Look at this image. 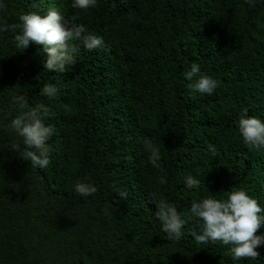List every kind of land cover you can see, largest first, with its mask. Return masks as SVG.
Returning a JSON list of instances; mask_svg holds the SVG:
<instances>
[{"label": "trees", "instance_id": "16d2710c", "mask_svg": "<svg viewBox=\"0 0 264 264\" xmlns=\"http://www.w3.org/2000/svg\"><path fill=\"white\" fill-rule=\"evenodd\" d=\"M0 2L9 23L56 10L104 41L81 44L58 73L45 69L42 45L20 50L0 32V264H264V223L256 260L191 236L203 224L191 204L203 198L244 190L264 209V146L250 149L238 129L245 109L264 122V0H96L87 10L73 0ZM193 63L200 73L187 80ZM200 75L218 81L212 95L189 89ZM46 83L55 97L41 95ZM39 104L55 128L45 169L11 150L20 138L4 127ZM188 176L200 186L188 189ZM80 182L97 192L79 195ZM161 200L186 221L179 241L162 231Z\"/></svg>", "mask_w": 264, "mask_h": 264}, {"label": "clouds", "instance_id": "9594fccd", "mask_svg": "<svg viewBox=\"0 0 264 264\" xmlns=\"http://www.w3.org/2000/svg\"><path fill=\"white\" fill-rule=\"evenodd\" d=\"M245 3L253 7L255 0H245ZM72 6L87 10L96 7V0H73ZM6 9L7 5L0 2V12ZM0 32L12 33V43L20 50L26 49L30 43L42 45L47 54L45 69L58 73H64L75 65L81 44L87 50L101 48L104 45L102 37L87 33L83 25L65 19L56 10H49L44 16L27 12L19 15L18 21L13 23L0 17ZM199 73V65L193 63L190 71L184 76L185 79L192 80ZM218 86L215 79L200 75L189 85V89L200 94L212 95ZM40 92L43 96L53 98L56 96L57 88L54 84L46 83ZM14 102L18 103L22 110L27 108V100L23 96L15 97ZM49 116V108L39 104L31 110L21 111L4 126L5 130H10L20 138L11 144V150L17 152L23 160L29 161L35 168L45 169L51 162L48 141L54 135L55 128L45 124V118ZM238 129L244 144L250 149L264 146V122L248 116L246 109L241 113ZM148 147L151 150L150 163L159 168L160 165L157 163L160 159L159 149L151 143ZM209 149L213 155L216 154L214 146L210 145ZM165 182L161 180L162 184ZM200 184L201 181L193 176L186 178L185 186L188 189H196ZM74 189L81 196H91L97 192L95 186L83 182L75 184ZM119 196L126 199L127 193L120 192ZM156 207V217L161 222L162 231L168 234L170 240L179 241L186 221L180 217L175 205L169 202L161 200ZM262 211L264 209L257 200L244 190L229 192L225 200L203 198L191 204L192 216L203 222L202 232L197 234L192 231L191 236L197 244L219 242L225 246L230 245L233 259L256 260L259 257L256 248L262 243V238L255 233L264 223V216L260 215Z\"/></svg>", "mask_w": 264, "mask_h": 264}]
</instances>
